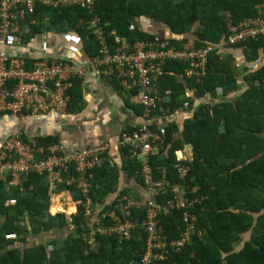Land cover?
Returning <instances> with one entry per match:
<instances>
[{
	"label": "crops",
	"instance_id": "0c3cea01",
	"mask_svg": "<svg viewBox=\"0 0 264 264\" xmlns=\"http://www.w3.org/2000/svg\"><path fill=\"white\" fill-rule=\"evenodd\" d=\"M227 15L232 18L230 12H225L222 17L225 23ZM51 16L52 14L48 11H41L42 22L34 33L29 35L22 47L4 46L0 43V51L5 49L10 56H22L28 61V64H31L36 58L46 55L51 59L72 63L82 70L83 75L73 83L65 113L50 111L40 115H31L26 119H20L9 113L0 114V151L10 134L20 132L24 139H34L42 148L50 143L61 142L71 153L108 145L109 150L106 156L110 162L105 163L97 170L91 181L93 189L86 195L78 189L75 183L71 182L72 178L68 173L62 175L63 182L59 184H52L44 175L22 177L21 181L14 185L11 184V178L0 180L4 183L8 195L5 206L9 207L17 204V202L15 205L11 204V201L15 200L12 197L15 189L24 192L26 191L25 182L34 177L40 178L42 186L46 189L48 201V209L45 214L64 215L67 221L64 229L42 231L39 235L33 234L32 226L26 221V228L22 225L24 234H15L14 239L6 240L11 242L12 248H18L21 251L45 244L50 254L53 249L50 246L52 243H58L61 246L69 235H74L75 242H82L81 244L84 245L88 255L97 253L104 239L115 240L120 245L116 250L121 251L123 244L142 238L145 235L143 229L138 228L131 232V237L128 240L121 239L117 234L107 231L114 226V221H111L109 216L105 218L103 216L115 211L116 215L122 218L121 206L127 201H133L140 203V206L132 209L128 219L142 221L145 216L144 203L147 201L156 202V197H153L136 175L140 169L132 177L124 169L129 160L134 161V164H139L140 168L141 162L137 159H130L127 152L118 149L116 145L123 133L132 132L144 123L142 109L133 95L117 88L111 79L103 78L97 72L91 62L96 52L94 53L93 50L86 52V47L82 43L75 47L74 40L78 35L72 30L67 31L63 25L65 23L53 24ZM136 25L139 31L148 35H161L166 38L173 36L166 26L152 19H141ZM196 30L197 26L188 34L189 40L186 43L192 46H195ZM44 34L46 37H43ZM223 39L215 45L217 48L213 53L218 56L217 63L227 65L225 71L230 70L229 81L225 80L224 84L216 89L215 94L211 95L197 91V82L189 80L191 78L187 77L185 80L178 77L174 83L177 86L181 105L175 110L170 107V113L167 116L162 114L163 117H161L162 124L176 128L173 129L171 143L163 150V155H167L171 147H177L178 149L175 151L177 162H184V164L193 162L194 147L186 140L184 131L187 125L197 118L202 119V116L205 117L204 123L207 124L204 127L205 132L209 130L213 132L214 122H218L220 139L217 145L225 147L226 151L233 143L232 152H230L235 153L233 156L226 158L227 160L224 155L217 158L220 167L234 165L233 169L222 171L218 168V174L215 175L204 159L201 161L208 172L206 181L209 184L207 186H210L211 191H216V185H218L220 189L218 201L221 203H224L228 193L232 192L230 189L223 188L225 178L227 179L234 171H240L245 164L249 163L250 159H246V157L259 151L257 145L264 142V48L258 50L246 48L253 47L252 44L250 46L238 44L223 46L221 45ZM260 47H264V45H260ZM179 84L182 85L183 92H180ZM164 87H170L168 81L164 82ZM171 102L172 98L170 106H172ZM228 131H232L233 136L231 137L234 139L230 141V137L226 143H222V136ZM158 153L159 150H156L155 155L158 156L160 154ZM259 156L260 154H257L254 158ZM161 170L163 171L162 168ZM163 172L165 173V170ZM109 177L114 182L110 183ZM199 188L198 185L191 190L187 187L186 190L189 189L194 194L198 192ZM32 189L33 186H30L31 192L26 191L30 198L34 197ZM201 196L205 198V202L209 200L208 196ZM122 199L124 200L121 201ZM43 215H41L42 220L44 219ZM75 217H78V220L80 218L79 223H74L73 218ZM1 223L3 224L4 221ZM199 231L201 234L194 238L202 240L205 230L199 229ZM88 235L90 236L87 239L94 244L93 247L83 240ZM166 236L169 240H173L178 237V232L175 238ZM193 242L194 239L191 245ZM144 252L145 244L140 254L139 264H141ZM170 256L167 261H170ZM0 257H5L13 264H21L18 261L24 259L19 254L17 257H13L4 249L0 250ZM75 261L76 263L81 262L80 255H75ZM167 264H178V262L172 261Z\"/></svg>",
	"mask_w": 264,
	"mask_h": 264
},
{
	"label": "built area",
	"instance_id": "2783aa9c",
	"mask_svg": "<svg viewBox=\"0 0 264 264\" xmlns=\"http://www.w3.org/2000/svg\"><path fill=\"white\" fill-rule=\"evenodd\" d=\"M76 7L85 9L89 14L87 28L92 32L98 49L91 62L97 72L103 78L111 79L117 88L133 95L142 109L144 123L132 132L123 133L116 144L117 148L127 152L130 159L141 162L136 175L153 197L166 187L173 194L163 207L152 201L144 203L145 216L142 221L128 219L132 209L138 208L140 203L127 201L121 206L123 219L115 211L103 216H109L114 221V226L107 231L128 240L131 232L142 228L146 238L141 264H167L170 254L180 253L194 237L201 234L197 208L205 198L191 197L181 182L174 186L166 180H156L150 166V158L155 156V151L164 150L167 125L161 123V117L170 113L173 96L172 90L164 87L165 67L171 62L180 63L185 67L186 76L201 84L207 75L210 56L217 47L212 44L201 47L188 43L174 45L171 40L159 35L149 39L140 38L135 22L128 27L131 37L118 36L115 31L108 33L107 24L97 14L96 0H0V43L22 47L42 22L41 11L51 13L53 10ZM226 30L223 46L263 38L264 11L239 23H234L227 15ZM74 43L78 47L82 40L76 37ZM82 75V70L70 62L44 55L28 64L24 57L10 56L2 49L0 114L9 113L26 119L50 111L65 113L73 83ZM108 150L109 146L105 145L71 153L61 142L42 148L36 140L24 139L20 132H16L6 138L0 151V180L11 178L14 185L22 177L44 175L52 184H59L63 182L62 175L68 173L71 182L86 195L93 189L91 181L97 170L110 162L106 156ZM175 168L180 181L189 176V165L178 163ZM11 204L15 205L16 201H11ZM171 210L181 211L182 220L178 237L173 240L167 238L159 219L162 212ZM89 236L83 240L93 247L94 244L87 239ZM6 238L14 239L15 235H7Z\"/></svg>",
	"mask_w": 264,
	"mask_h": 264
},
{
	"label": "trees",
	"instance_id": "16d2710c",
	"mask_svg": "<svg viewBox=\"0 0 264 264\" xmlns=\"http://www.w3.org/2000/svg\"><path fill=\"white\" fill-rule=\"evenodd\" d=\"M97 14L101 17L103 23L107 24V31H115L118 36L131 37L128 27L131 23H137L141 19L158 21L170 30L173 34L171 40L174 45H181L189 40L188 34L197 26L195 46L219 44L227 34L225 20L222 19L225 12H230L234 23H239L246 18H253L264 11V0H96ZM52 23L63 24L67 31L72 30L82 40L86 47V52L94 51L97 55V43L90 30L87 28L89 14L85 9L65 8L53 10ZM140 38L149 39L156 35H148L138 30ZM161 36V35H159ZM164 37V36H162ZM166 38V37H164ZM111 39V38H110ZM258 50L264 45V37L258 41H249L238 45L250 46ZM218 56L213 53L210 56L207 75L203 83H197V91L214 95L216 89L229 81L230 70L225 71L227 65L217 63ZM178 77L187 80L185 67L176 62L168 63L165 67V76L163 81L170 84L166 87L172 90V102L169 107L175 110L181 103L178 99V90L174 82ZM195 81L193 79H189ZM196 82V81H195ZM180 92H183L182 85L179 84ZM201 111V109H200ZM217 113V111H215ZM200 113V112H199ZM200 115V114H199ZM205 117L196 119L185 127L184 135L186 140L194 147L195 157L190 165L189 176L180 181L175 166L178 163L175 156L177 147H171L167 155H163L161 150L157 155L150 158V166L154 172L156 180H166L171 184L183 183L184 186L193 187L199 185L197 193L187 192L191 197L208 196L209 200L197 208L199 218V229L205 230L202 240L194 238L191 245L186 246L180 254H172L170 261H177L178 264H264V142H260L257 148L260 149L246 157L250 159L249 163L240 171H234L225 178L224 189H230L224 200V203L218 201L220 189L211 191L206 181L208 172L202 164L206 162L215 175L218 174V168L222 171L233 169L234 165L220 167L217 158L224 155L225 159L233 156V143L225 151V147L217 145L220 139L218 122H214V131H204ZM174 126H167V137L164 149L171 143V135ZM232 131L222 136V143L231 137ZM248 136V135H246ZM234 137H231L230 141ZM259 141H262L259 139ZM234 150V149H233ZM260 154L258 158H254ZM227 160V159H226ZM134 161H128L124 169L130 177L140 169L139 164ZM181 164H184L182 162ZM163 171L165 170V173ZM216 169V170H215ZM105 168L103 169V171ZM99 175V173H98ZM210 181V178H208ZM212 179V177H211ZM109 182L114 180L109 177ZM142 181V180H141ZM218 181V180H217ZM143 182V181H142ZM106 184V182H105ZM25 189L30 191L33 186V198H30L26 191L21 192L15 189L12 197L16 200L15 206L6 207L8 199L5 185L0 181V250L13 257L22 255L23 260L18 261L21 264H139L140 254L145 244V235L142 238L123 244L122 250L117 251L118 243L112 239H104L97 253L86 254L83 244L76 241L74 235H69L67 240L59 246L58 243L50 245L53 249L49 252L45 244H40L21 251L18 248H12L10 241L6 236L12 234H24L23 228H26V221L32 226L33 234L39 235L42 231L52 229H64L67 221L64 215L50 216L45 214L48 209L46 198V189L42 186L40 178L34 177L25 182ZM32 195V196H33ZM169 187L162 189L156 196V203L165 206L167 200L172 198ZM11 199V198H10ZM44 214V219L41 215ZM164 232L169 238L177 237L179 227L182 225L181 211H164L159 216ZM4 221L2 224L1 222ZM74 223H79L80 218H73ZM24 225V227H22ZM28 232V229H27ZM248 235L249 239L243 242L239 247L236 246L241 241L242 236ZM26 237V235H23ZM22 252V253H21ZM81 257V262L76 263L75 255ZM0 264H13L5 257H0ZM17 264V263H16Z\"/></svg>",
	"mask_w": 264,
	"mask_h": 264
},
{
	"label": "rangeland",
	"instance_id": "374dc122",
	"mask_svg": "<svg viewBox=\"0 0 264 264\" xmlns=\"http://www.w3.org/2000/svg\"><path fill=\"white\" fill-rule=\"evenodd\" d=\"M248 238H249L248 235H244V236H242L241 241H240L239 244L236 246V249H237V247H239L243 242L247 241Z\"/></svg>",
	"mask_w": 264,
	"mask_h": 264
},
{
	"label": "bare ground",
	"instance_id": "6f19581e",
	"mask_svg": "<svg viewBox=\"0 0 264 264\" xmlns=\"http://www.w3.org/2000/svg\"><path fill=\"white\" fill-rule=\"evenodd\" d=\"M72 209V208H71ZM73 210H74V208H73ZM71 211V210H70Z\"/></svg>",
	"mask_w": 264,
	"mask_h": 264
}]
</instances>
